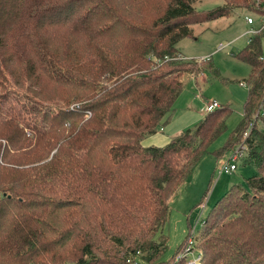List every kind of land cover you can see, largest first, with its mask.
I'll use <instances>...</instances> for the list:
<instances>
[{
  "label": "trees",
  "instance_id": "16d2710c",
  "mask_svg": "<svg viewBox=\"0 0 264 264\" xmlns=\"http://www.w3.org/2000/svg\"><path fill=\"white\" fill-rule=\"evenodd\" d=\"M235 10L264 15V0L205 11L192 0H0V88L5 75L26 88L0 94V264H163L169 199L226 131L229 109L205 114L164 147L141 141L171 117L181 76H202L204 62L178 60V41ZM261 37L236 55L250 67L248 97L216 154L244 140L243 164L255 173L199 220V264H264ZM42 85L77 107L52 113L39 101Z\"/></svg>",
  "mask_w": 264,
  "mask_h": 264
},
{
  "label": "rangeland",
  "instance_id": "374dc122",
  "mask_svg": "<svg viewBox=\"0 0 264 264\" xmlns=\"http://www.w3.org/2000/svg\"><path fill=\"white\" fill-rule=\"evenodd\" d=\"M192 3L196 9L205 11L221 5L222 0H192ZM258 16L243 10H235L229 18L193 25L190 27L192 38L180 39L176 45L182 58L204 62L203 66L199 65L203 68L202 76L193 77L188 73L181 76V91L173 104L171 117L165 119L160 127L163 129L162 134L149 135L144 139L149 137L148 142H153L160 136L171 138L185 130H193L204 117L205 114L199 112L208 102H216L220 107L228 108L229 113L226 115V131L211 144L208 153L197 162L189 178L169 199L167 220L161 232L167 246L160 259L163 264L174 257L178 258L187 241L194 244L192 238L197 236L201 228L199 220L206 218L216 201L232 186L246 187V180L255 173L253 167L244 165L243 160H239L234 172L219 175L218 170L230 158L231 151L219 157L216 154L224 148L230 135L243 120L248 97V89L244 84L248 80L250 67L239 61L236 55L248 45L249 36H245V33L249 27L245 18L251 17L254 21L253 28L257 29L260 26ZM54 33L61 37L66 36L64 29H58ZM220 46L223 47L219 49ZM261 48L264 53V33L261 37ZM0 71L4 75L2 67ZM5 77L0 94L9 95L14 92L24 95L26 88L22 91L14 85L11 76ZM28 85L25 84V87ZM32 90L37 92L40 89ZM31 94L26 92L30 97ZM67 96L69 94L63 90L42 85L39 101L49 107L52 113L66 108H76L77 101L73 98L68 101ZM257 125L258 128H262L259 121ZM24 133L30 140H34L36 136V132L30 130ZM0 142L2 146L6 145L4 140ZM53 153L54 151L49 152V159ZM182 244L184 247L181 249ZM196 254L195 252L193 256L189 255L188 259H193ZM137 262L145 264L139 260Z\"/></svg>",
  "mask_w": 264,
  "mask_h": 264
},
{
  "label": "built area",
  "instance_id": "2783aa9c",
  "mask_svg": "<svg viewBox=\"0 0 264 264\" xmlns=\"http://www.w3.org/2000/svg\"><path fill=\"white\" fill-rule=\"evenodd\" d=\"M257 2L259 0H256ZM258 16V15H257ZM259 18V16H258ZM260 26L259 28L255 29L253 28V24L254 21L251 17H246L245 18V22L246 24L249 26V29L246 31L245 36H249L248 38V43H250L252 41V39L257 35V34H263L264 33V15H260ZM223 46H220L219 49H221ZM179 59H185L182 57H178ZM259 60L264 62V53L262 52V54L259 57ZM244 86H246V84H244ZM220 106L216 103V102H208L206 103L203 108L201 109V112L203 114H207V113H211L213 111H215L216 109H219ZM90 113L86 114V117H90ZM256 118V116H255ZM252 128V123L249 125L248 130L246 131V133L244 134V139H246V137L248 136V133L250 131V129ZM247 145L245 144L244 140L237 145L232 151H231V155L230 158L224 163V165H222V167H220V169L218 170V174L221 175L223 173L225 174H229L230 172H234L237 169V162L239 160H242L243 157L245 156V154L247 153ZM192 241L194 242V244H191V241H187L186 245L182 251V253L180 254V256L177 259H184V264H199L200 260H201V255L199 252H196L197 254L194 256L193 259H188V256L191 255L193 256V254L195 253V251L193 250L195 248V241L194 238H192Z\"/></svg>",
  "mask_w": 264,
  "mask_h": 264
},
{
  "label": "crops",
  "instance_id": "0c3cea01",
  "mask_svg": "<svg viewBox=\"0 0 264 264\" xmlns=\"http://www.w3.org/2000/svg\"><path fill=\"white\" fill-rule=\"evenodd\" d=\"M247 25V24H246ZM248 26V25H247ZM249 27V26H248ZM200 114H203L202 112H201V110H200V112H199ZM205 116V115H204ZM204 118V117H203ZM202 118V119H203ZM159 132H157V133H154V134H152V135H150V136H157L158 134H162V132H163V129L162 128H160L159 130H158ZM178 135V134H177ZM176 136V135H175ZM175 136H172L171 138L170 137H165V136H160V137H158L157 139H155L153 142H148V138L149 137H147V138H145V139H143L142 141H141V145L144 147V148H148V147H159V148H161V147H164V146H166L170 141H171V139L173 138V137H175ZM156 143H158V144H156Z\"/></svg>",
  "mask_w": 264,
  "mask_h": 264
}]
</instances>
